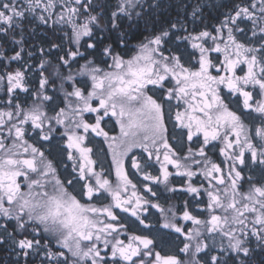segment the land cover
Here are the masks:
<instances>
[{
	"label": "snow or ice",
	"instance_id": "6c2138e0",
	"mask_svg": "<svg viewBox=\"0 0 264 264\" xmlns=\"http://www.w3.org/2000/svg\"><path fill=\"white\" fill-rule=\"evenodd\" d=\"M173 6L149 29L161 0H0L4 264H253L264 252V0L213 5L225 11L212 24L205 0ZM40 26L51 35L37 47ZM164 193L189 199L165 208Z\"/></svg>",
	"mask_w": 264,
	"mask_h": 264
},
{
	"label": "flooded vegetation",
	"instance_id": "af4514ba",
	"mask_svg": "<svg viewBox=\"0 0 264 264\" xmlns=\"http://www.w3.org/2000/svg\"><path fill=\"white\" fill-rule=\"evenodd\" d=\"M232 107L235 108V105H232ZM169 127H170V131H171V125ZM109 130H110L111 135H117L119 132V129H118V127H116L114 125V122L109 125ZM91 146H93V148H94V158L98 160V165L102 164L103 168L105 169V175H107L108 178L110 180H112L113 183H115L116 177H115L114 169H112V167H111V154L108 150V145L103 142V138H95L93 141V144ZM50 147L52 150V156H50L49 158H58V145H57L55 140L52 142ZM46 154H47V149H46ZM133 154H135L139 157L142 153H141L140 149H134L133 152L129 154V156H131ZM209 155L212 156L213 159H216L217 162H219V160L222 159L221 157H219L218 152H209ZM126 167L128 168L130 178H132L133 182L137 183L138 188H140L141 185H140L139 181L141 178H140L139 174H137L135 172V170L131 169L130 160L126 159ZM97 170H99V166H98ZM58 171H59L62 179L65 177L71 178V176L69 175V173L71 172L70 162H69V168L67 169V171H65V169L63 168L62 165H58ZM180 179L181 178L177 177V178H174V181L179 182ZM69 191H73V189L69 188ZM78 192H79V185H76V190L73 192V194H78ZM161 192H163L162 189H161ZM185 199H189V197L187 196V194H184V193H176V194L164 193L160 197L159 202L165 208H167L169 206V203L175 204L179 208V207H182L183 201ZM103 202L107 203L108 200H105ZM149 213H150L149 220L153 224H155L157 219L159 218V215H160L159 212L156 209H149ZM121 215L123 216L125 214L121 213ZM173 250H174V246H173ZM253 255L260 257L259 256L260 252H256Z\"/></svg>",
	"mask_w": 264,
	"mask_h": 264
},
{
	"label": "trees",
	"instance_id": "16d2710c",
	"mask_svg": "<svg viewBox=\"0 0 264 264\" xmlns=\"http://www.w3.org/2000/svg\"><path fill=\"white\" fill-rule=\"evenodd\" d=\"M205 2H206L205 12L207 13V22L209 24H212V23H215V17L219 16V14L222 11H225V9L213 7V5L230 4L232 0H205ZM161 3H162V9L159 12L153 13L152 11H149L148 13V17H149L148 28L149 29L159 27L163 22L172 19L176 14V9L173 6L175 4V0H161ZM157 17H159V19H157ZM153 20H155L156 22L153 23L152 22ZM196 23H197V26H199V22H196ZM142 31H144L143 22H141V27L139 29L134 30L135 38H130L129 48H132V46L138 42V39L141 38L140 33ZM50 35L51 33H48V36ZM48 36L45 35V29L43 28V26L37 27L35 33L28 36V43L32 45H36L38 47L41 42L47 41ZM31 50L36 51L35 48ZM122 51H125L126 56L132 54L131 51H127V50H122ZM9 54H11V52H9ZM25 58L27 59V57ZM53 59H54V56H53ZM38 60H39V53L38 51H36V55L31 59L30 62H32L33 64H36L38 63ZM12 66L16 67L17 65L13 64ZM24 99H25L24 95L21 94V100H24ZM27 99H28V102L31 101L30 97H28ZM259 256L260 257L253 255V258H252L253 264H264V252H260ZM6 259H10V258L6 256V253H4L3 251H0V264H4Z\"/></svg>",
	"mask_w": 264,
	"mask_h": 264
},
{
	"label": "rangeland",
	"instance_id": "374dc122",
	"mask_svg": "<svg viewBox=\"0 0 264 264\" xmlns=\"http://www.w3.org/2000/svg\"><path fill=\"white\" fill-rule=\"evenodd\" d=\"M46 74H47V73H46ZM29 103H31V101H30Z\"/></svg>",
	"mask_w": 264,
	"mask_h": 264
},
{
	"label": "bare ground",
	"instance_id": "6f19581e",
	"mask_svg": "<svg viewBox=\"0 0 264 264\" xmlns=\"http://www.w3.org/2000/svg\"><path fill=\"white\" fill-rule=\"evenodd\" d=\"M174 3V2H173ZM165 4V3H164ZM168 6V5H167Z\"/></svg>",
	"mask_w": 264,
	"mask_h": 264
}]
</instances>
